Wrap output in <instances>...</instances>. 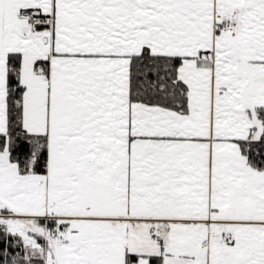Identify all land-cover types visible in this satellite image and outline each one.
Returning <instances> with one entry per match:
<instances>
[{
  "label": "snow or ice",
  "instance_id": "1",
  "mask_svg": "<svg viewBox=\"0 0 264 264\" xmlns=\"http://www.w3.org/2000/svg\"><path fill=\"white\" fill-rule=\"evenodd\" d=\"M0 264H264V0H0Z\"/></svg>",
  "mask_w": 264,
  "mask_h": 264
}]
</instances>
